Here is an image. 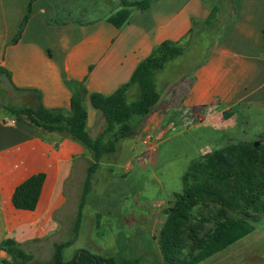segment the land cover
<instances>
[{
    "label": "rangeland",
    "instance_id": "1",
    "mask_svg": "<svg viewBox=\"0 0 264 264\" xmlns=\"http://www.w3.org/2000/svg\"><path fill=\"white\" fill-rule=\"evenodd\" d=\"M44 1L49 2L48 12L50 9L53 12L51 18L54 21L48 20V24H53L51 28H54V24L63 27L60 29L62 31L51 29L52 34L63 33L64 30L71 32L69 26H73L77 20L99 19L96 22L107 24L105 15L121 7V0ZM13 5L14 0H10V13L7 16L0 15V47L8 31L14 27ZM27 8L28 5L24 14ZM236 14L232 16L229 11L225 13L223 17L226 18L218 23L219 27L207 30L208 40L203 43L208 45L213 41L212 48L219 43L255 58L262 49L261 40L239 32L235 35L230 27L236 21ZM13 41L14 37L9 42L10 46ZM207 51L206 48H200L197 50L198 55H194L193 50H188L179 61L171 63L170 69L159 75L163 97L159 106L147 117L149 120H146L143 130L132 138L121 140L116 153L100 159L101 167L95 174L92 193L85 199L77 237L71 230L73 222L70 220L65 223L64 231H58L50 243L27 247L34 256L27 264H53L55 242L68 240H72V243L64 248L66 261L71 260L80 248H86L103 255L138 257L140 264H168L160 249L159 232L166 222L168 209L183 190L185 172L194 162L202 161L207 154L230 144L247 142L254 148L264 143V71L259 72L251 86L243 88L242 93L250 97L234 105L210 104L195 109L181 106L184 92L192 83L194 67ZM263 58L262 54L257 60ZM182 75L184 77L180 78ZM7 77L0 74V88L4 89L0 106L6 105V101L11 105H22L16 102L14 88ZM88 103L100 119L98 111L90 101ZM10 116L14 117V114ZM17 118L27 123L25 118ZM100 127L96 119L95 125L89 129L90 134L95 135ZM88 164L89 161L80 175L74 172V186L72 181L68 183L67 203L79 204ZM256 177V186L264 191V163L256 166ZM236 184L240 186L239 182ZM239 203L241 206L233 207L206 198L198 204L182 232L178 256L189 260L198 252L202 241L221 224L229 218L242 216V211L247 210L251 216H257L254 221L250 217L255 226L252 233L196 264H264V211H257L255 205L248 206L242 201Z\"/></svg>",
    "mask_w": 264,
    "mask_h": 264
},
{
    "label": "crops",
    "instance_id": "2",
    "mask_svg": "<svg viewBox=\"0 0 264 264\" xmlns=\"http://www.w3.org/2000/svg\"><path fill=\"white\" fill-rule=\"evenodd\" d=\"M29 1L14 0V27L0 47V68L8 72L15 100L22 104L6 101L0 106V245L11 238L32 247L50 243L58 234L60 226L54 213L67 201L65 181L74 172L80 175L93 156L78 141L20 121L10 107H35L41 102L47 108L69 110L75 82L84 83L89 92L112 94L130 80L156 45L167 40L185 43L192 19H206L218 0H157L148 8L136 9L120 29L109 22L73 23L71 32L53 34L51 29L63 27L54 24L51 28L48 20L54 19L52 10L48 12L49 2L36 0L20 38L10 46ZM9 2L0 0V15L10 13ZM234 5L237 17L230 28L235 35L239 32L261 40L262 49L253 58L216 43L184 92L181 106L185 109L241 102L250 97L242 93L243 88L251 86L264 71V58L257 60L264 55V0H234ZM4 21L8 28L6 17ZM2 91L0 88V97ZM87 111V126L92 129L97 114L89 103ZM37 173L46 177L36 208H16L12 201L15 188ZM0 264H11L2 249Z\"/></svg>",
    "mask_w": 264,
    "mask_h": 264
},
{
    "label": "trees",
    "instance_id": "3",
    "mask_svg": "<svg viewBox=\"0 0 264 264\" xmlns=\"http://www.w3.org/2000/svg\"><path fill=\"white\" fill-rule=\"evenodd\" d=\"M33 1L36 0H31L28 4L20 31L13 42L18 41L29 20ZM155 1L157 0L131 2L121 0V7L105 15V20L119 29L123 28L136 9L148 8ZM234 6V0H218L206 19H192V27L185 38V43L167 40L156 45L150 55L138 64L130 80L110 95L89 92L84 83L75 82L68 112L61 108H47L41 102L35 107H10L17 117L25 118L30 126L43 132H58L64 137L83 144L92 153L93 159L89 160L87 166L79 204L72 205L67 203V200L64 206L54 213V218L60 226L59 231H62L65 223L71 220L73 222L71 230L75 234L74 237H77L81 229L85 199L92 193L95 174L101 167L100 159L107 154L116 153L121 140L132 138L143 130L147 117L163 97L159 75L170 69L172 62L179 61L178 59L188 50H193L194 55H198L197 50L206 48L208 53H205V56L195 65L194 70L205 63L213 45V41L208 45L203 43L208 40L207 30L219 27L218 23L226 18L223 15L228 11L232 16L235 15ZM98 20H77L73 23L86 25ZM0 74L9 76L4 68H0ZM183 77L184 75L180 78ZM132 89H135L133 96ZM87 99L98 111L100 117L97 120L101 127L95 135L90 134L87 126ZM259 163H264V143L253 148L247 142H238L215 150L207 154L204 160L196 161L191 165L183 175V190L176 196L174 205L168 209L166 222L159 232V245L166 263H199L252 233L255 228L253 221L257 216H251L247 210H243L242 216L229 218L203 240L198 252L189 260H183L178 256L184 227L189 224L195 207L206 198L233 207L241 206L239 201H242L248 206L255 205L257 211H264V191L256 186V166ZM45 177L44 173H37L20 183L12 197L14 206L18 209L34 210L38 204ZM72 177L73 175H70L64 184L66 197L69 195L68 183L72 181L74 186L75 179L73 180ZM236 182H239L240 186ZM253 192L256 193L252 194ZM231 194H233L232 197ZM98 197L102 198V196ZM70 243L72 240L55 242L53 264L141 263L138 257L103 255L93 253L86 248H80L71 260L66 261L64 248ZM27 244L28 242L19 243L7 238L1 243L0 249L10 256L11 264H27L34 258L33 254L28 252Z\"/></svg>",
    "mask_w": 264,
    "mask_h": 264
}]
</instances>
